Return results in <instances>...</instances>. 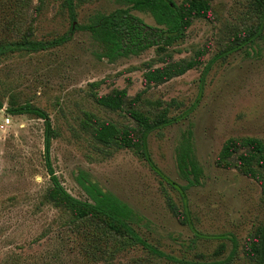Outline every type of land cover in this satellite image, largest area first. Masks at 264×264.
<instances>
[{"label":"rangeland","instance_id":"obj_1","mask_svg":"<svg viewBox=\"0 0 264 264\" xmlns=\"http://www.w3.org/2000/svg\"><path fill=\"white\" fill-rule=\"evenodd\" d=\"M73 1L74 24L80 26L96 14L125 7L119 0ZM208 1L213 19L193 20L184 37L164 52L151 47L109 61L89 32L70 30L64 0H0V43L22 38L53 42L0 58V125L9 120L0 128V264H175L139 245L107 238L92 221L73 220L69 209L49 199L43 120L7 111L24 104L47 114L49 163L72 197L90 201L77 180L83 175L86 184L125 204L135 219L131 227L163 255L197 263L221 261L233 238L237 252L229 264H252L243 247L264 224V189L236 169L219 168L216 159L230 138L264 142V39L247 51L212 57L259 22L264 0ZM132 14L157 26L146 12ZM64 37L68 40L56 43ZM200 48L206 54L199 66L143 86L144 73L163 66L166 54L172 61L187 60ZM120 90L129 98L140 94V109L165 108L169 117L187 114L147 137L150 160L167 180L130 150L97 142L84 125L94 118L131 127L125 106L111 111L94 99ZM187 132L202 177L181 193L187 182L175 158ZM181 194L186 223L180 215Z\"/></svg>","mask_w":264,"mask_h":264},{"label":"trees","instance_id":"obj_2","mask_svg":"<svg viewBox=\"0 0 264 264\" xmlns=\"http://www.w3.org/2000/svg\"><path fill=\"white\" fill-rule=\"evenodd\" d=\"M64 2L71 20L70 30L82 29L89 32L99 44L102 57L109 61L129 55H137L151 47H156L158 52H164L167 47L184 37L193 20L203 19L210 22L213 19L212 7L208 0H182L179 4L173 0H119L125 5L124 8L116 9L108 14H96L89 24L80 26L74 24V1L64 0ZM132 11L148 13L157 26H148L142 19L133 15ZM263 29L264 10L257 24L234 36V41L231 39L227 46L212 58H224L242 48L247 51V49L255 47L257 39H264ZM68 37L60 38L56 43L64 39L68 40ZM51 44L53 42H36L27 38L0 43V58L13 52L37 51ZM205 54L206 50L200 48L194 52L190 59L181 61H172L170 55L166 54L164 58L167 59L163 66L150 68L144 73L143 86L148 87L181 76L186 71L199 66ZM94 99L97 104L111 111H120L125 106V113L133 125L131 127L117 126L110 121H97L90 118L84 122V125L90 128L91 136L103 145L130 150L145 161L158 176L167 180L150 160L147 151V137L151 132L172 125L187 114L169 117L165 108L156 112L140 109V94L129 98L124 90L96 96ZM7 111L10 115H35L43 120L44 160L46 173L51 184L48 196L54 204L69 209L73 220L92 221L101 231L104 230L101 233L107 238H115L124 242L127 241L132 245H139L149 254L164 257L175 264H229L236 256L237 243L233 238L230 241L229 254L221 261L197 263L163 255L141 239L131 227L130 224L135 222L132 211L113 195L102 192L96 185L86 184L83 175H79L77 180L90 201H80L65 191L49 163L52 128L45 112L29 104L20 105ZM175 159L179 175L187 182L184 188H180L182 193L183 189L195 184L198 185L202 177V169L193 154L189 132L183 136L182 142L177 147ZM216 165L223 169H236L264 189V142L262 140L249 137L228 139L221 147ZM181 200L183 211L180 215L182 222L186 223L188 213L183 194H181ZM243 253L252 264H264V224L257 227L255 232L248 237L243 247Z\"/></svg>","mask_w":264,"mask_h":264},{"label":"built area","instance_id":"obj_3","mask_svg":"<svg viewBox=\"0 0 264 264\" xmlns=\"http://www.w3.org/2000/svg\"><path fill=\"white\" fill-rule=\"evenodd\" d=\"M8 123H9V120H8V119H5V120L1 123L0 128H3V127L6 126Z\"/></svg>","mask_w":264,"mask_h":264}]
</instances>
